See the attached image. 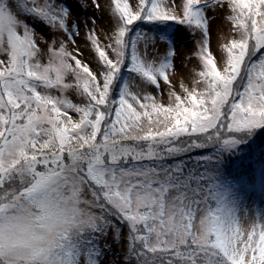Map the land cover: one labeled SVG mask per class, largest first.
I'll return each instance as SVG.
<instances>
[{"label":"snow or ice","instance_id":"obj_1","mask_svg":"<svg viewBox=\"0 0 264 264\" xmlns=\"http://www.w3.org/2000/svg\"><path fill=\"white\" fill-rule=\"evenodd\" d=\"M261 135L264 0H0V264H264Z\"/></svg>","mask_w":264,"mask_h":264},{"label":"rangeland","instance_id":"obj_2","mask_svg":"<svg viewBox=\"0 0 264 264\" xmlns=\"http://www.w3.org/2000/svg\"><path fill=\"white\" fill-rule=\"evenodd\" d=\"M66 2L69 4H72V3L78 4L79 0H66ZM89 2H91V0H89ZM132 2L133 0H129V3H132ZM88 11H91V9H88ZM80 15L82 18L83 16L86 15L83 9L81 10ZM106 23H107V17H105L102 22H98V29L106 30L105 28ZM216 27H217L216 25H213L212 27L210 47L214 55L217 57V65L219 66V53L217 51ZM181 28H184V26H181ZM174 29L175 31H173L171 34L177 44L178 53L183 52L184 57L194 58V52L192 50L194 49V46H195V40L193 39V34L187 29H184L183 33H177V30L175 27ZM102 42H104L103 38H102ZM181 59L183 60V64L181 63L180 60L176 61L177 69L175 72V78L173 79V82L177 83V86H178L179 80L184 79V72L180 71L181 67L186 66V68H192L194 66V64L188 63L187 59H184V58H181ZM257 141L259 142V137L257 138ZM250 196H251V199L248 200V203L251 204L253 208L264 209V196L254 197L253 194L251 193H250Z\"/></svg>","mask_w":264,"mask_h":264},{"label":"trees","instance_id":"obj_3","mask_svg":"<svg viewBox=\"0 0 264 264\" xmlns=\"http://www.w3.org/2000/svg\"><path fill=\"white\" fill-rule=\"evenodd\" d=\"M169 23H171V22H169ZM260 148H264V135L259 136V142L257 141V144H256V151H257V153H258V150ZM258 194H259V192L255 193V195H258Z\"/></svg>","mask_w":264,"mask_h":264}]
</instances>
